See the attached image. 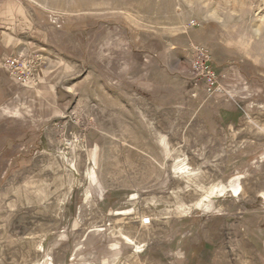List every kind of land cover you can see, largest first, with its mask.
Instances as JSON below:
<instances>
[{"label": "rangeland", "instance_id": "1", "mask_svg": "<svg viewBox=\"0 0 264 264\" xmlns=\"http://www.w3.org/2000/svg\"><path fill=\"white\" fill-rule=\"evenodd\" d=\"M5 85L0 264H264V0H0Z\"/></svg>", "mask_w": 264, "mask_h": 264}, {"label": "built area", "instance_id": "2", "mask_svg": "<svg viewBox=\"0 0 264 264\" xmlns=\"http://www.w3.org/2000/svg\"><path fill=\"white\" fill-rule=\"evenodd\" d=\"M192 64H193V77L195 80L202 81L206 84V91L214 93L222 91L219 74L211 66V53L210 50L204 46H191ZM22 57H14L6 59L4 66L9 72L10 76L18 79L20 82H28L32 75L31 70H23L20 66ZM24 67V64H23ZM149 220L147 221V224Z\"/></svg>", "mask_w": 264, "mask_h": 264}, {"label": "crops", "instance_id": "3", "mask_svg": "<svg viewBox=\"0 0 264 264\" xmlns=\"http://www.w3.org/2000/svg\"><path fill=\"white\" fill-rule=\"evenodd\" d=\"M40 78V75H38L39 81ZM14 82L16 83V81ZM14 82L13 84L10 83L9 85H7L11 94L14 91ZM0 90V94L6 96V85L3 87V90ZM2 128V125H0V161H13L16 158V152L20 150L19 146H21V143L19 140L22 136L16 138L12 136H6L7 134H5L4 129Z\"/></svg>", "mask_w": 264, "mask_h": 264}, {"label": "bare ground", "instance_id": "4", "mask_svg": "<svg viewBox=\"0 0 264 264\" xmlns=\"http://www.w3.org/2000/svg\"><path fill=\"white\" fill-rule=\"evenodd\" d=\"M137 248H138V250L140 249V247L139 246H136Z\"/></svg>", "mask_w": 264, "mask_h": 264}]
</instances>
